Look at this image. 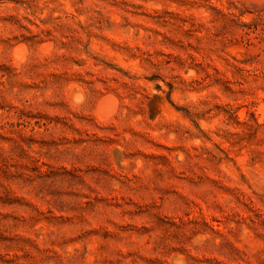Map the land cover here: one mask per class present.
I'll list each match as a JSON object with an SVG mask.
<instances>
[{
  "label": "rangeland",
  "instance_id": "obj_1",
  "mask_svg": "<svg viewBox=\"0 0 264 264\" xmlns=\"http://www.w3.org/2000/svg\"><path fill=\"white\" fill-rule=\"evenodd\" d=\"M0 264H264V0H0Z\"/></svg>",
  "mask_w": 264,
  "mask_h": 264
},
{
  "label": "bare ground",
  "instance_id": "obj_2",
  "mask_svg": "<svg viewBox=\"0 0 264 264\" xmlns=\"http://www.w3.org/2000/svg\"><path fill=\"white\" fill-rule=\"evenodd\" d=\"M102 103H103V102H102ZM101 107H102V109H104V103L102 104V106H101Z\"/></svg>",
  "mask_w": 264,
  "mask_h": 264
}]
</instances>
